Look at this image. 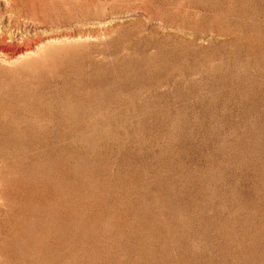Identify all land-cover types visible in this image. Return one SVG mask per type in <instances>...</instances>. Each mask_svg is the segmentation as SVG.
I'll list each match as a JSON object with an SVG mask.
<instances>
[{
    "label": "rangeland",
    "instance_id": "rangeland-1",
    "mask_svg": "<svg viewBox=\"0 0 264 264\" xmlns=\"http://www.w3.org/2000/svg\"><path fill=\"white\" fill-rule=\"evenodd\" d=\"M0 264H264V0H0Z\"/></svg>",
    "mask_w": 264,
    "mask_h": 264
},
{
    "label": "bare ground",
    "instance_id": "bare-ground-1",
    "mask_svg": "<svg viewBox=\"0 0 264 264\" xmlns=\"http://www.w3.org/2000/svg\"><path fill=\"white\" fill-rule=\"evenodd\" d=\"M49 39V38H48ZM51 39H54V38H51ZM50 39V40H51ZM46 41V40H45ZM52 41V40H51ZM55 41V40H54ZM58 42V40L56 41ZM45 44H49V42L45 43ZM44 45V44H43ZM42 48V47H41ZM17 54L18 56H23V55H27L28 53H31L32 52V49L27 47V48H19L17 51Z\"/></svg>",
    "mask_w": 264,
    "mask_h": 264
}]
</instances>
